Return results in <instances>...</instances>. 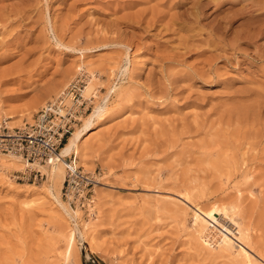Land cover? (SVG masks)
Wrapping results in <instances>:
<instances>
[{
  "label": "rangeland",
  "instance_id": "rangeland-1",
  "mask_svg": "<svg viewBox=\"0 0 264 264\" xmlns=\"http://www.w3.org/2000/svg\"><path fill=\"white\" fill-rule=\"evenodd\" d=\"M85 60L100 95L118 87L74 161L94 177L95 209L60 195L67 213L40 169L0 170V264H234L193 236L197 206L230 202L264 264V0H0L10 126Z\"/></svg>",
  "mask_w": 264,
  "mask_h": 264
},
{
  "label": "bare ground",
  "instance_id": "bare-ground-1",
  "mask_svg": "<svg viewBox=\"0 0 264 264\" xmlns=\"http://www.w3.org/2000/svg\"><path fill=\"white\" fill-rule=\"evenodd\" d=\"M258 32H260V31H258ZM93 66L89 60L82 61V63L76 65L75 71H78L77 74H81V73H82V75L84 74L83 75L84 76V79H83L84 85L81 89L82 100H84V102H85L84 108L89 104V106L90 105L91 106H90V109L88 111H90L91 108H92V110L87 115H86L87 112H85L84 114L78 115V118H77L78 123H74L72 125V130L69 133L70 135L67 134L66 139L64 140L66 142L65 143L63 142L62 145L59 147L58 153H57L55 158H52L50 160V162H47L45 164L25 163L16 154L1 153L0 152V154H1L0 170L4 171V170H7L6 168H13V167H14V169L19 170L21 172H28L29 170H34V169H36L38 171L42 170L44 172L43 174H46V176H47L46 177L47 181H49L51 184L52 192H51V190L49 192H47L48 195L54 199V202L59 203L65 209V211L67 213H69L71 211V209L67 205V203L62 202L61 197H60L62 182H63L64 177H65V162H64V160L67 159V157L71 154L74 157V159H73L74 161L82 162L84 160L85 145H84V140H82V136L91 130V128L95 124L94 120L96 118H98V119L103 118V114L106 113V103L108 101V98L112 95V93L115 94L118 90V87L110 86L109 88L107 87L106 91L100 95L98 92L99 91L98 86H102L103 83L101 84V82H103V81H101L100 75L98 74V72L96 70H94ZM96 66L97 65H95V67ZM69 73H71V71H67V72H65V75H63L64 76L63 78L65 80H67ZM79 76L80 75H78V77ZM75 78H77V75H76V77H74V79ZM67 85L68 84H66L65 87ZM57 88L59 89L58 85L53 90L54 95L57 92H59V91L55 92V90H58ZM62 93H63V90L60 94H62ZM60 94H58V95H60ZM58 95H56V96H58ZM91 97H93L94 99L90 100L89 98H91ZM52 99H50V100H52ZM65 102L70 103V99L66 98ZM92 105H93V107H92ZM33 114H34V112H28L25 115L26 123L32 121V118L34 116ZM1 117H3V119H2L4 121L3 124H6L11 129L14 128V126H10V124L7 123L8 121L6 119H9V120L11 119V117L8 114L3 115ZM20 121H21V118L18 119V122H20ZM80 122H81V124H79ZM23 123L24 122L22 120L21 123H18L16 125L21 127ZM13 125H15V124H13ZM253 151H254V149H253ZM242 154L244 155L246 153H242ZM243 161H244V159H243ZM74 165H75V163H74ZM74 167H78V166L76 165ZM78 168H80V167H78ZM80 172L83 173L82 170H80ZM93 182H94V179H93ZM92 188H93V186H92ZM93 195H94V190L92 189L91 198L93 197ZM91 198L89 200L88 207L91 209V210L89 209L90 211H94V209H95L94 208V204H95L94 197L92 200H91ZM36 200L38 202V200H40V198L39 199L30 198L29 200H27V198H26L21 203L25 207L26 206L30 207L36 203ZM40 201L42 202L43 199ZM52 202L53 201H51L49 203H52ZM77 207H78V205H77ZM77 212H78L77 209L73 211V213L75 215H77L79 213V212L78 213ZM213 214H219L218 218H220V219L216 220L213 217ZM192 220L194 223L193 236L195 237V239H197V241L199 242V244L201 246L207 248L208 250H212L213 252H217V254H220V256L224 255V256H226V258L227 257H229V259L231 258L230 260H232V262H234V264H259L260 263V262H256L252 258L253 256H251V254L248 252V249H251V244L249 241L247 228L243 225L242 215L240 216V213L238 212V205L237 204L230 202V203L223 204L221 206H217L215 209L212 208L211 210H208V211H205L204 209L197 206V211L193 212ZM211 220H213L217 225H219L221 228H223V230H221V229L217 228L215 225H213L214 223L212 224ZM259 258H261L264 261L263 255Z\"/></svg>",
  "mask_w": 264,
  "mask_h": 264
},
{
  "label": "built area",
  "instance_id": "built-area-1",
  "mask_svg": "<svg viewBox=\"0 0 264 264\" xmlns=\"http://www.w3.org/2000/svg\"><path fill=\"white\" fill-rule=\"evenodd\" d=\"M83 79L81 74L69 81L62 94L38 108L30 123L12 130L0 124V152L16 154L25 163L45 164L55 158L72 125L78 123V115L88 110L89 104L84 108L85 102L81 96ZM66 98L70 99V103L65 102ZM73 159L71 154L64 160L65 177L61 195L69 205H78L90 213L87 205L92 196L94 177L81 173L80 168L74 167ZM19 173L27 181L43 176L35 170Z\"/></svg>",
  "mask_w": 264,
  "mask_h": 264
},
{
  "label": "trees",
  "instance_id": "trees-1",
  "mask_svg": "<svg viewBox=\"0 0 264 264\" xmlns=\"http://www.w3.org/2000/svg\"><path fill=\"white\" fill-rule=\"evenodd\" d=\"M66 141H64V143H65Z\"/></svg>",
  "mask_w": 264,
  "mask_h": 264
}]
</instances>
